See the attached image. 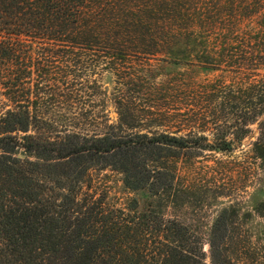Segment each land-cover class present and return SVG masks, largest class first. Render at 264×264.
<instances>
[{
    "label": "rangeland",
    "instance_id": "rangeland-1",
    "mask_svg": "<svg viewBox=\"0 0 264 264\" xmlns=\"http://www.w3.org/2000/svg\"><path fill=\"white\" fill-rule=\"evenodd\" d=\"M177 15L188 24L177 63L159 49L131 46L117 54L101 36L76 45L70 31L57 30V39L12 37L14 56L0 65V115L21 107L37 118L33 133L39 126L51 140L71 133L90 141L113 132L206 136L204 149L164 152L173 191L163 221L197 230L209 256L211 228L227 209L229 257L264 264V145L255 149L264 116L251 121L250 102L222 107L231 90L254 104L264 98V0H180ZM224 135L231 151L208 148ZM100 180L111 207L126 208L129 198L145 205L143 193L124 191L119 174L105 172Z\"/></svg>",
    "mask_w": 264,
    "mask_h": 264
},
{
    "label": "trees",
    "instance_id": "trees-1",
    "mask_svg": "<svg viewBox=\"0 0 264 264\" xmlns=\"http://www.w3.org/2000/svg\"><path fill=\"white\" fill-rule=\"evenodd\" d=\"M145 1L0 0L1 68L14 56L12 37L57 39V30L70 31L66 37L76 45L101 36L117 54L131 46L159 49L177 63L179 34L188 25L177 15L180 0ZM3 34L9 37L1 39ZM223 100L222 107L250 102L245 114L251 121L264 116V98L254 104L251 96L231 90ZM36 120L21 107L0 115V264H240L228 255L227 209L211 228L209 256L197 230L163 221L165 197L173 191L164 152L204 149L206 136L113 132L90 141L71 133L51 140L39 126L33 133ZM247 120L240 137L248 130ZM260 130L257 151L264 145V122ZM227 137L218 136L208 148L231 151ZM109 171L120 175L127 193L144 194L142 208L136 198L121 209L107 203L100 176Z\"/></svg>",
    "mask_w": 264,
    "mask_h": 264
}]
</instances>
